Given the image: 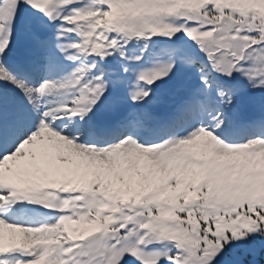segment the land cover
Wrapping results in <instances>:
<instances>
[{"label":"snow or ice","instance_id":"obj_1","mask_svg":"<svg viewBox=\"0 0 264 264\" xmlns=\"http://www.w3.org/2000/svg\"><path fill=\"white\" fill-rule=\"evenodd\" d=\"M260 256L264 0H0V264Z\"/></svg>","mask_w":264,"mask_h":264},{"label":"rangeland","instance_id":"obj_2","mask_svg":"<svg viewBox=\"0 0 264 264\" xmlns=\"http://www.w3.org/2000/svg\"><path fill=\"white\" fill-rule=\"evenodd\" d=\"M246 259H251V257H247ZM259 261V264H264V256H260L256 258Z\"/></svg>","mask_w":264,"mask_h":264}]
</instances>
